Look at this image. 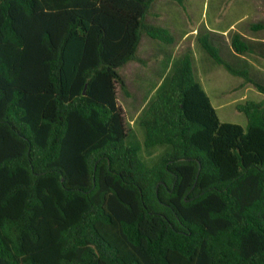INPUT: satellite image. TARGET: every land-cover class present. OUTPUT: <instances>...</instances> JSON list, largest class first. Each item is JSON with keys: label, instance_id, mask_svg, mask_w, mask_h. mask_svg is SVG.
Segmentation results:
<instances>
[{"label": "trees", "instance_id": "trees-1", "mask_svg": "<svg viewBox=\"0 0 264 264\" xmlns=\"http://www.w3.org/2000/svg\"><path fill=\"white\" fill-rule=\"evenodd\" d=\"M155 1L0 0V264H264L261 102L221 122L188 51L139 119L144 147L169 149L148 166L127 143L119 69L144 64V34L173 43L144 23Z\"/></svg>", "mask_w": 264, "mask_h": 264}, {"label": "rangeland", "instance_id": "rangeland-1", "mask_svg": "<svg viewBox=\"0 0 264 264\" xmlns=\"http://www.w3.org/2000/svg\"><path fill=\"white\" fill-rule=\"evenodd\" d=\"M184 2L189 4L188 11L193 24L198 22L213 24L218 20L228 24L239 18L245 20L242 24L246 27L254 23H264V0H184ZM236 3L240 9L235 8ZM241 26L239 28H242ZM245 31L250 35L264 37V30L245 29ZM194 48L197 51L193 52L194 65L197 70V65L202 61L201 56L205 53L197 42L194 43ZM254 49L257 52L260 51L259 48L254 47ZM220 54L234 67L245 69L253 79L264 84V58L246 55V59L235 60L232 56L230 42L221 48ZM204 57L208 59L210 67L198 75V81L209 96L220 121L245 127L247 118L244 113L237 110L236 105L247 100L261 102L264 105V94L260 93L252 83L245 81L242 76L234 75L224 66L217 65L210 58ZM166 60L165 58L161 59L162 62ZM173 60L177 62L179 59ZM244 61L252 62L253 65H247ZM154 64L155 62L152 61L151 65L145 69L134 62L119 69L126 81L129 95L121 89H118L117 94L118 102L124 112L126 127L129 130L130 136L127 143L138 148L141 147L139 155L148 166L154 165L160 156L169 149L166 145L145 148L144 129L139 124L144 107L155 94L160 80L166 75V73H156V70L167 69L165 66L159 67Z\"/></svg>", "mask_w": 264, "mask_h": 264}, {"label": "crops", "instance_id": "crops-1", "mask_svg": "<svg viewBox=\"0 0 264 264\" xmlns=\"http://www.w3.org/2000/svg\"><path fill=\"white\" fill-rule=\"evenodd\" d=\"M188 6L189 4L185 3L184 0L182 2H178L176 0H156L152 4L149 13L144 19V23L146 25L157 26L165 29L173 37V43L165 44L144 34L138 48V55L144 60V64L136 62L138 65H141L146 69L149 65H151V62L154 61L155 66H165L167 68L156 70V73H166V75H168L171 72L173 65L176 63V60L173 59H180L188 51L192 53L195 62V56L193 53L196 51L194 48L195 42L199 44L200 40L206 38L221 52V48L224 47L227 42H230L231 45V40L235 35H241L249 41L251 50L246 55L255 56V58H264V37L250 35L245 31V29H249L251 31L264 30L254 29L252 27L258 23L247 25L246 27L242 24L245 20L239 18L235 22H230L228 24L222 23L220 20L215 21L213 24L205 22L193 24L192 19H190ZM235 8L240 9V6L236 3ZM240 26L242 28H239ZM254 47L259 48L260 51L257 52ZM231 51L235 60L246 59V55L239 56L235 54L232 47ZM204 56L209 58L206 54L202 55V61L199 65H197V70L194 65L197 78L200 73L206 71L208 67H210L208 59ZM162 58L167 60L162 62ZM158 61L160 63L159 65ZM244 62L247 65H253L252 62ZM132 63L134 62H130L127 65ZM164 78L160 80L158 87Z\"/></svg>", "mask_w": 264, "mask_h": 264}]
</instances>
